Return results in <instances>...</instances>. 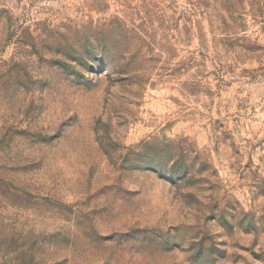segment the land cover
Here are the masks:
<instances>
[{"label": "rangeland", "instance_id": "1", "mask_svg": "<svg viewBox=\"0 0 264 264\" xmlns=\"http://www.w3.org/2000/svg\"><path fill=\"white\" fill-rule=\"evenodd\" d=\"M0 264H264V0H0Z\"/></svg>", "mask_w": 264, "mask_h": 264}]
</instances>
